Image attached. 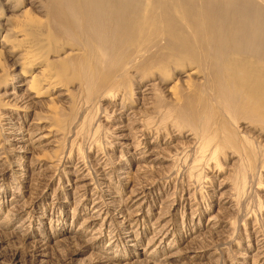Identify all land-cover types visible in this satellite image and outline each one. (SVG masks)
Listing matches in <instances>:
<instances>
[{"label":"rangeland","instance_id":"1","mask_svg":"<svg viewBox=\"0 0 264 264\" xmlns=\"http://www.w3.org/2000/svg\"><path fill=\"white\" fill-rule=\"evenodd\" d=\"M48 1H52V3H50L51 6L55 4L53 0ZM48 1L39 0L40 7L37 8V1L12 0V4L18 9V11L13 13V19L28 18L31 13L30 10H33V12H35L33 14L35 15L38 13L39 16H44L45 14L47 16L45 12L47 9H44V7H46L45 5L47 4L45 3H48ZM146 1L148 2V0ZM213 1L217 3L210 10L201 9L200 6H202V4L198 1H177L178 6L188 5L191 9L195 10L188 18H194L196 20L190 21L187 26L182 23L183 30H186V34L192 32L191 26L195 24V28H198V30L195 31L196 34H203V30L209 31L211 34L214 32L216 34L217 31L231 32L232 28H225L222 26V29L217 26V23H222L221 20L217 18L218 13L223 8H227L232 10L234 15L239 16L237 9L232 8L233 5H230L231 0ZM254 1L255 2L251 5L250 12H253L252 9H254L257 4L264 6V0ZM138 2L140 4L142 0H134L132 4L137 6L139 5ZM27 8H29V10L26 11ZM156 14L161 15V11H157ZM236 24H238V22H236ZM165 26L162 25V27H160L162 31ZM214 27L219 28L214 31ZM155 28L157 29V27L154 26L145 30V33L141 34L142 36L139 34V36L135 35V30H132L130 27L126 29H122L121 27L117 34L110 30H105L110 38L108 42L101 47L97 39L88 43V38L86 36L80 37L79 44L86 47L84 50L85 58L90 59L91 57H95L97 51L103 50V48L106 49L107 55L103 59H96L94 61L96 72L93 77L79 74L78 79L75 77V79L70 78V81L74 84L70 87L73 90V94L71 98L67 99V102L65 100L58 102L59 104L50 103L45 106L37 104V98H35L34 101L36 104L29 109L23 108V106L20 107L18 103L15 105L11 104L10 108H5L7 112L10 109L13 111L12 116H17V114H19L15 121L19 122L25 120V123L22 124L25 127H31L28 125H31L36 117H49V120L46 118L49 122L47 126H53L58 136V138L51 137L50 140H52L53 143L54 140L57 141H55L53 146L47 149L46 147L41 148V152H37L36 155L46 157V161L48 157L57 158L56 156H60L58 160L61 163L53 169L51 173L53 179H51L50 183L48 182V186L46 187V185H44L37 188V194L32 193L33 185H31L30 191L25 188L23 190L21 187H24L28 180L26 176L18 177L16 173H13L12 176V171H7V175L0 176V179H3L2 183H6L7 189H9V191H7L8 193H5V195L7 194V198H11L13 194L19 195V200L16 201V204H27L25 212L19 215L14 221L19 223L28 217L30 220L27 225L31 228V232L35 234L27 239L25 238V240H27L26 243L20 246L19 241L16 242L14 239L4 236L5 234L2 235L1 232L0 264H6L12 259L11 256L13 253L17 251H20V253L26 257L32 258L36 250L34 248V243L36 242L38 248L39 245H42L41 242H48L49 262L47 264H66L69 262L67 261L69 256L66 255L69 253V251H67L69 250L68 245L63 246L60 245L61 243L59 245L55 244V240L59 239V236H56L58 233L52 235V231H57L63 224H66L67 227L73 230H78L83 224V221L91 216L94 209L92 205L93 200L91 199L92 196L90 194L88 198L91 200L88 202L82 200L83 197H79V194L76 193L74 187L76 185H74V182L76 181L75 175H78V172L75 168L79 170L83 168L82 172L84 174L87 173L85 179L88 178L87 182L91 185L86 188L89 193H95L104 201L114 196V203L118 206L122 205L126 202V199L129 198L130 190L133 185L140 183L142 180L146 181L147 178L145 176L142 177V175L147 173L149 177L148 180H150L149 182H152L151 184L153 185L147 196L149 203H147L148 205H146L144 213L136 217L134 216L130 221V223L136 222V219L140 218L139 224H135L133 227V229H137L139 233V238L137 240L140 246V249H138V251H141L140 253L144 254V249L147 248L148 242L155 237L156 231L169 220V222L172 223L171 227H173V229L170 230L167 241H169V243L171 241L176 243V245H173L172 251H180L181 249L187 250L191 247L195 248L200 246L202 249L200 258L189 259L183 256L182 258L184 260L182 259L179 262L175 261L174 263L172 262V264H257L255 262L257 256L254 257V255H258L257 248L264 243V105L262 104L264 96L263 93L258 92V96L254 97L251 95L247 97V99L250 98L253 102L257 100L258 105L255 111L252 107L248 108L243 104L245 101L244 96L239 98V100L236 99L238 103L234 108H223L226 104V100L221 97V93L218 89V81L221 84L225 83L223 82V76L229 77L230 79L234 78L237 73V66L239 65L237 62L242 61L245 56V59H247L248 55L255 56L258 53L259 44L256 45L255 48H251L247 54H243L239 48L238 51L235 52V48L228 46L224 49L218 47L212 50L211 54H202L198 53V50L202 47L201 42L205 41L207 37L201 38L200 42L195 39L194 34L191 41V48L195 54L194 59L191 60V58H187L185 60L187 63H185L184 59L182 60V56L176 54L178 53L175 52L177 49L172 47L173 44L169 37L161 30L158 31ZM160 32H162L161 36L158 35L159 38H156L157 34ZM247 34L250 33L248 32ZM178 39L184 48H190L181 36ZM263 41L264 39L262 42ZM255 43L256 42L253 41L251 44ZM70 50V46H65L64 49L58 53L62 57L66 56ZM58 53L57 55H59ZM202 55L203 58H212V74L209 73L211 70L208 69H206L209 71L206 75H204V73L201 74L205 76L206 81H209L206 82L204 80V82L201 83L202 85L208 83L207 85H203L204 88L199 86V80L195 79L197 83H194L193 74L187 75L191 72V69L203 66ZM167 59L168 62H165ZM176 59H180V62H175ZM160 62L166 64H160ZM161 65L166 66L163 67L165 70H158L159 67H162ZM213 72L216 73L215 76ZM6 75L7 76L0 79V89L15 84L11 79L12 77L8 76V73ZM207 75L208 78L206 79ZM28 77L29 75L23 76L25 80ZM112 79L113 86L110 82ZM180 79H184V81L186 80L191 83L192 90L184 93L181 88H177V93L179 92L178 94L182 99L180 98L178 102H172L173 100L170 98V95H168L167 88L171 87V91H174L172 86L177 82L180 85L182 81ZM230 79L225 84H227L228 87L230 85L237 88L239 85H237L236 82H231L229 84ZM138 80L142 83L139 84V86H142L139 87L141 90H144L151 80L157 81L158 83L153 87V93H162L158 95V97L162 96V99L159 98L161 101H157L158 97L154 94L152 99L153 103L150 105L148 104L150 108H148V106L143 108V105L138 103V94H135V92L138 91V88L135 86L139 82ZM212 82L217 86V93L215 92V86H212ZM208 85L214 88L211 87L212 90H210L211 88L209 89ZM203 89L205 91H203ZM104 90H106L105 92L110 91V96L106 98L102 97L105 95V93L102 94ZM180 91L182 94H180ZM53 96H55V94ZM232 96V94L228 95L229 98ZM155 101H157V104L154 103ZM114 102H119L120 105L113 106L112 103ZM206 104H208V108H206ZM151 106L152 109L157 107L154 111L161 110V112H155V114L158 113L155 117H151L154 114ZM226 109L231 110L232 113L235 114L233 118H236L235 121L238 123H235L230 118L228 112L225 113ZM2 111L3 110L0 109V112ZM120 112H123V115H126V117L128 116L130 121L145 118L144 120L148 122L151 121V125L155 124V126L158 127L157 130L156 127L152 126L151 129L154 133L151 131L148 136L150 137V141H154L155 136H157L158 145L162 144L158 152L160 156L157 158V161L151 162L153 167L149 172H140L139 174L136 167L146 163L145 161L147 160H139L138 157L140 155H132L131 151L129 154H125L124 149L116 142V133L114 131L115 129H113V125L116 118L120 115ZM149 112L151 114H149ZM224 114L225 116H223ZM247 116L258 122V124H255L252 121V123L256 125L255 129L261 128L260 132L262 135L254 133L252 130L247 132L242 130L241 126L243 125H241L239 121ZM164 118H166L165 121L163 120ZM229 118L232 122L228 121ZM162 120L165 125L162 124ZM155 121L156 123L152 124ZM170 121L172 124L174 123V125H170ZM250 123L251 122H249V124ZM259 124L262 126H259ZM176 126L178 128H175ZM161 127L163 128L161 129ZM207 129H209V131ZM214 130L219 133L215 135ZM228 130L229 132L233 131L238 134L236 135L235 133V137H232L230 134L227 135ZM180 131H182V133ZM224 133H226V136ZM194 134L195 136L197 135L196 137H198V139L192 137ZM2 136L3 134L0 131V140L3 139ZM201 136L211 140L209 144L212 145V147L209 148L213 151L215 150L213 148L220 145L217 147L218 151L213 156L211 149H205V155L207 156L204 155V158L200 155L199 148L202 147V142H200V145H198V142L201 141L199 138ZM243 136L246 138L244 139ZM131 137L133 136L131 135ZM251 137H253L254 140ZM131 141L128 142L131 143ZM43 150L49 151L44 152ZM44 153L47 155H44ZM9 155L11 157L6 156L4 160H7V165H13V163H10V158L13 157L11 151H9ZM31 156L32 154L29 153V160H31ZM147 164H149V162ZM242 166H244L243 169H245L246 172L245 170H241ZM136 176L141 177L137 178ZM18 188L20 192H17ZM223 191L230 194V196L228 195V198L223 199V197H225V195L222 196L221 194ZM2 194L4 193L1 192V195ZM37 199L43 211L37 207L38 201L37 204H35ZM128 204L129 200H127L125 205ZM135 206L136 204L131 209L135 210L133 209ZM10 208L12 209L13 206L9 205L4 210H0V221L10 211ZM113 218L112 216L110 226H103L106 229L104 230V228H102L103 231L101 229L96 233L100 235V233L103 232L104 237L101 241V246L98 247L99 249L93 246L86 248L84 252L75 256V260L72 262L73 264H90V262L93 264H109L110 261L107 260L104 261L105 263L95 262V258H97V256H102V258H104L109 255V250L111 248L108 244L110 240L113 242L115 241V243L119 242V247L115 249H117L120 256L123 255L122 258L125 259L123 261L124 263L133 262L134 259H137V257H129V255L132 254L129 252L135 249L132 247L135 241L125 242L124 240L125 231L128 228L130 229L128 226L129 223L124 222V224H122L120 221L122 220L121 218H119L118 221ZM209 219H213V222L217 219L214 224L212 222L213 225L216 224L215 227H210V230L214 232V234L207 233L209 230L207 226L209 225L207 224ZM101 222L102 220L99 221V223ZM97 228L98 227H95V229ZM99 228H101V226H99ZM1 229L4 232L12 231L10 228ZM95 229L92 231L90 229L88 233L93 234ZM213 229L215 231H213ZM205 233H207V235H205ZM90 234L88 237L91 236ZM44 235L45 237H43ZM154 239L155 242H157V237ZM65 246L68 248H64ZM157 246L158 242L155 243L152 248ZM167 246L168 245H166V247ZM127 253L129 254L125 256ZM166 253L165 251L156 255L153 259L154 263L160 264V260ZM64 256L66 258H63ZM143 256H138V259H142ZM115 262H117V260H115Z\"/></svg>","mask_w":264,"mask_h":264},{"label":"bare ground","instance_id":"2","mask_svg":"<svg viewBox=\"0 0 264 264\" xmlns=\"http://www.w3.org/2000/svg\"><path fill=\"white\" fill-rule=\"evenodd\" d=\"M11 1L12 0H0V79L7 76L6 74L8 73V76L12 77L11 79L15 82V84L10 87H4L0 89V109L3 110L2 112H0V131L3 134L2 136L3 139L0 140V166H1L0 176L1 175L5 176L10 171H12L11 173L12 176L13 173H16L18 177L26 176L28 180L26 181L24 187L21 186L23 190L25 188L26 190L30 191L31 185H33L34 187L32 186V193L37 194L36 193L37 188H40L44 185H46L47 187L48 182L50 183L51 179H53L51 173L53 172V169L57 167L59 163H61L58 160L60 156L59 157L56 156L57 158L48 157L46 161L45 160L46 157L37 156L36 154L37 152H41V148L46 147L47 149L50 146H53V144L57 140H54L53 143V141L50 139L51 137L58 138V136H57V132H55V129H53V126L51 127L47 126V124L49 123L48 122L49 117L48 118L46 117L48 120L45 117L44 118L36 117L32 121L31 125H28L31 127H25L22 125L23 123H25L24 122L25 120H21L19 122L15 121L17 120L19 114H17V116L15 115L12 116L13 111H11L10 109L7 112L5 111V108H10L11 104L15 105L16 103H18L20 104V107L23 106V108L29 109L36 104L34 101L35 98H37L36 101L37 104H42L45 106L46 104H50V103L59 104L58 102H62L65 100L67 102V99L71 98L73 94L72 93L73 90L70 87L71 85L74 84L70 81V78L75 77L78 79L79 74L83 76L93 77L96 72L94 67V61L96 59H103L107 55L106 49L103 48V50L97 51L95 57L93 58L91 57L90 59L85 58L84 50L86 49V47L79 44L80 37L82 36H86L88 38L87 41L88 43H91L92 40L97 39L100 42V47H101L104 44H106L110 38L105 32V30H110L113 33L117 34V32L119 31V29H121V27L122 29H126L130 27L132 28V30H135V35L142 36L141 34H144L145 30L147 29H150L155 26L157 27V29L155 28L156 30L162 31L160 27H162V25L164 26L166 25L165 28L163 27L164 29L162 32H164V34L169 37V39L172 41L173 44L172 47L177 49V51L175 52L178 53L176 54L182 56V60L184 59V61L187 58H191V60L194 59L195 54L193 52V49L191 48V41L192 38L194 37V34H195V39L199 41L201 38L205 36L207 37L205 41L203 42L200 41L202 43V47L199 48L198 53H202V54L204 53L211 54L212 50H215L218 47L220 49H224L227 46L231 48H235V52L238 51L239 48L243 54H247L251 48H255V46L259 44L258 53L255 56L248 55L247 59H245L246 57L245 56L242 59V61L237 62L239 63V65L237 66V71H236L237 73L234 78L230 79L229 77L223 76V82L226 83L230 79L229 84L231 82H236L237 85H239L238 86L239 88L238 87L235 88L230 85L228 87L227 84L225 83L221 84L218 81L219 84L218 89L219 92L221 93V97L226 100V104L224 105L223 108H234L238 103L236 99L239 100V98H242L244 96L245 101L243 102V104L246 105L248 108L252 107V109L255 111L258 105L257 100L253 102L250 98L247 99V97H250L251 95L254 97L258 96L257 95L258 92L263 93L264 96V43H263L264 41L262 42V40L264 39V6L261 4H257L255 5L254 9H252L253 12H250L251 5L255 2L254 0H231L230 5L231 6L233 5L232 8L237 9V12L240 17L238 15H234L233 11L227 8H223L222 10L219 11L217 18H219L222 23H217V26H219L220 28H222V26H224L225 28H232L230 33L226 31H217L216 34L215 32L211 34L209 31L203 30V34H196L195 31H197L198 28H195L196 26L195 24L191 26L192 32L188 33L189 35L186 34V30H183L182 23L186 24L187 26L190 23V21L196 20L194 18H188V16L192 14L195 10L191 9L188 5L178 6V2H177L178 0H148V2L146 0H144L145 2L142 0L140 4L138 2L139 5L135 3L137 6L132 4L134 0H53V3L55 4L52 6L50 4L52 3V1L47 0L48 3L46 2L45 4L47 5H45L46 7H44V9L45 8L47 9L45 10L47 16L46 14L44 16H39L38 13L37 15H35L33 14L35 12H33V10H30L31 13L28 18L18 19V20L13 19V13L18 11V9L16 8L15 5L12 4ZM33 1L34 2L37 1V8H39L40 7L38 2L39 0H33ZM190 1H194V2L198 1L199 3L202 4L200 8L207 10H210L217 3L213 0H190ZM62 6H66V7H62ZM27 10H29V8H27L26 11ZM157 11H161V15L160 14L157 15L156 14ZM236 22H238V24H236ZM219 27H214V31ZM162 32L157 34L156 38L158 37V35L161 36ZM248 32L250 34H247ZM180 36L184 41L187 42V44L190 47L189 49L184 48V46L181 45V42L178 39ZM253 41H255L256 43L251 44ZM65 46H70L71 50L70 52H68V54H66V56L61 57L58 52L62 51ZM57 53L59 55H57ZM201 57L203 58V55ZM168 59L165 62H168ZM179 60L176 59L175 62L177 61L180 62ZM211 62H212V58L204 57L202 63L203 66H198L197 68L191 69V72L187 75H192V74L194 75L195 77V78L193 77L194 80L191 78L194 81V83L197 80H199L200 84L203 83L205 80V76H202L201 74L204 73V75H206V73L209 72L208 70H211L209 73L212 74ZM162 63L163 62H160V64ZM185 63L187 62L185 61ZM161 66L162 67L158 68V70L160 69V71L164 69L163 67H166L164 65ZM25 75H29V77L26 80L23 78V76ZM215 75L216 73H214V76ZM207 78L208 75L206 79ZM195 79L197 80L195 81ZM138 81L139 82L135 85L138 88V91L135 92V94H138L137 95L138 103L140 105H143L144 108L148 106V104L150 105L151 103H153L152 99L154 94L157 95L158 97V95L162 93H159V91H158L159 94L153 93L154 90L153 87H155V85L158 83L157 81L155 82V80H151V82H149L148 86L144 90H141L139 88L142 87L139 86V84L142 83L140 82V80ZM110 82L112 85L113 79ZM200 84L199 86L204 88L203 85H207L208 83H205L203 85ZM212 86H215V84H213ZM211 87H209L208 85L209 89ZM216 87L217 86H215V92L217 89ZM173 88L174 91H171V87L167 88L168 95H170V98H172L173 100L172 102H178L180 101V98L182 99V97L178 94L179 92L177 93V88H181L185 93L192 90V85L191 83H189L186 80L184 81L183 79L180 82V85L177 82L172 86V89ZM212 88L210 90H212ZM105 91L106 90H104V92L102 93V94L105 93V95L102 97L106 98L107 96H110L111 92L110 91L105 92ZM203 91L205 90L203 89ZM54 94L55 96H53ZM180 94H182V92ZM230 94H232L233 96L229 98L228 95ZM161 97L162 96H159L157 101H161L159 99ZM157 101H155L154 103L157 104ZM208 104H206L207 106L206 108H208ZM262 104L264 105V97L262 100ZM112 105L119 106L120 103L114 102L112 103ZM148 108L150 107L148 106ZM155 109H157V107ZM155 109L153 108L152 110L154 111ZM156 111H154V114L152 112L153 116L151 117H155V115H158V113L155 114ZM158 111L161 112V110ZM226 112H228L230 118L236 123L237 122L235 121L236 118L235 119L233 118L235 114L232 113L231 110H227V109L225 110V113ZM119 114L120 115L116 118V120L115 121L113 120L114 121L113 129H115L114 131L116 133L115 135L117 139L116 140L117 144H119V146L124 149L125 154H129L131 151L132 155L133 154L138 156L140 155L139 157L137 156L139 160L141 159L147 160L145 161L146 163L136 167L137 172L139 174L140 172L142 173L149 172V170L152 169L153 167L151 162L157 161V158H159L160 156L158 152L160 150L159 148H161L162 145V144L158 145L157 136H155L154 141H150L149 140L150 137H148L150 135V132L153 131L151 129L152 126L156 127V129L158 128L154 124L156 123V121L152 123L154 125H151L150 123L151 121L148 122L144 120L145 118L135 119L133 117L135 120L130 121L128 116L126 117V115H123L124 114L123 112H120ZM149 114L151 113L149 112ZM223 116H225V114ZM166 118H164L163 120L165 121ZM230 118L228 119V121H231ZM164 121L162 124H164ZM171 121L169 122L171 123L170 125H174V123L172 124ZM252 121L255 124H258V122L254 121V119L250 118L249 116L239 121L241 122V125H243L241 126L242 130H245L246 132L252 130L254 133L262 135V133L260 132L261 128L255 129L256 125L253 124ZM249 122L251 123L249 124ZM259 126L262 125L259 124ZM162 128L163 127H161V129ZM175 128L178 127L176 126ZM207 130L209 131V129ZM180 132L182 133V131ZM227 132H226L227 135L230 134L232 135V137H235V133L236 135L238 134L237 132H233V131L229 132V130ZM214 133L216 135L219 132L215 131ZM226 133H224L225 136ZM131 135L133 137H131ZM194 136L192 137L198 139V137H196L197 135L195 137ZM199 138L201 139V141H199L198 142L199 144L198 143L197 144L200 145V142H202L201 144L202 147L199 148L200 150L199 149L198 150L200 151L199 153H201L200 155L203 156L204 158L205 149H211L209 147H212V145L209 144L211 143V140L208 138H204L203 136ZM128 141H131V143H129ZM217 147L213 148L215 149L214 151L211 149V151L213 152L212 156L218 151ZM9 151L12 152L13 157L10 159L11 160L14 159L13 160L14 162L10 160V163H13V165L11 164L7 165V160H4L6 156L11 157L9 155ZM45 151L47 152L49 150H45ZM29 153L32 154L31 160L28 159ZM44 155L47 154L44 153ZM148 162L149 164H147ZM243 167L244 166L241 167V170H245L243 169ZM82 169L79 170L75 168V170H77L78 172V175H75L76 181L74 182L75 183L74 185L76 186L74 187L76 193L79 194V197H83L82 200H86L88 202L91 199L93 200L92 205L94 209L91 213V216L83 221V224L80 226L78 230H73L72 228L67 227L66 224H65L66 226L63 224L62 227H60L57 231H52V235L53 234L56 235L58 233V235L56 236L57 237L59 236L58 237L59 239L55 240V244L59 245L61 243L60 245L63 246L68 245L69 247V250H67L69 251V253L66 254L69 256L67 258V261L69 262L66 264H73L72 262L75 260V256L80 254L81 252H84L86 248H89L91 246L98 248L99 246H101L102 244L101 241L104 239L103 232H101L100 235H97L96 233L97 231L99 232V230H101L102 228L110 226V222L112 221L111 220L112 216L114 217L113 219H116L117 221L119 218H121L122 220L120 221L122 224H124V222L129 223L128 226L130 227V229L128 228L125 231L124 240L125 242L135 241V244L132 245V247H134L135 249L132 248L133 250L129 252L132 254H130L129 257L131 256L137 257V259H134L133 262L124 263L123 261L125 259L122 258L123 255L120 256V254H118L117 249H115L119 247L118 246L119 242L115 243V241L113 242L112 240H110L108 244V246L111 248L110 249L111 251L109 250V255H107V257L104 258H102L101 255H100L101 257L97 256V258H95V262L105 263L104 261L107 260L110 261L109 264H116V263L117 264H123V263L124 264H155L153 259L156 257V255L165 251L167 253L160 260L161 261L160 264H172V262L174 263L175 261L179 262L183 259L182 258L183 256H186L189 259L200 258L201 250H202L201 246L195 248L191 247L193 249L189 248L187 250L181 249L180 251H172L173 250L172 247L173 245H176V243L174 241H171L170 243L169 241H167L168 236L170 234V230L173 229V227H171L172 223H170L169 220L166 221L163 225L161 224L162 227L156 231L157 232L156 235L154 234L155 235L154 238L157 237L158 246L152 248V246L155 245V243H157L155 242V239L152 238L148 242L147 248L144 249L143 251L144 254L140 253L141 251H138V249H140L137 240L139 238L138 237L139 233L137 232V229H133V227L135 226V224H139L138 222H140V218H137L136 222L130 223V221L131 218H133L134 216L136 217L144 213L146 209V205H148L147 203H149L147 196L149 195V191L152 189L153 185L151 184L152 182H149L150 180H148L149 177L147 173L142 175V177L145 176L147 178L146 181L142 180L140 183H136L135 185L132 186L130 190L131 191L130 196L128 199H126V202L127 200H129V204L125 205L126 202H124L123 204L125 206L123 204L118 206L115 205L114 203L115 202L114 196L104 201L102 198H100V196H97L95 193L88 192V189L86 188L91 185L90 183L87 182L88 178L85 179L87 173L84 174L82 172ZM136 177L140 178L141 176L140 177L136 176ZM2 181L3 179H0V210H4L9 205L10 206L12 205L13 208L12 209L10 208V211L8 210L9 212L0 221V230H2L1 228L3 229L10 228L12 229V231L4 232L2 230L0 231V234L2 232V235L5 234L4 236L10 237L11 239H14L16 242L19 241L20 243L19 245L21 246L22 244L26 243L27 240H25V238L27 239L35 235L34 233L31 232V228H29V225H27V223L30 220L28 219V217L25 218L23 221H20L19 223H16V221H14L19 215L25 212V210L27 209V204H22V205L16 204V201L19 200L18 198L19 195L13 194L11 198H7L6 196L7 194L5 195V193H8L7 191H9V189H7V184L4 182L2 183ZM1 192H3L4 194L1 195ZM17 192H20L19 188ZM89 194L92 196L91 199L88 198ZM221 194L222 196L225 195L223 199L228 198V195L230 196V194H227L225 191H223ZM37 201H38L37 207L39 209H42V207L39 206L40 202L38 199L35 201V204H37ZM135 204L136 206L135 208H133L135 210H132L131 208ZM101 220L102 222L99 223V221ZM212 220L213 219H209L207 224L211 225L213 222ZM209 225H207L209 229L207 233L214 234V232H212L210 229L214 228L216 224L213 225V227L212 225L211 226ZM99 226H101V228H99ZM95 227L98 228L95 229ZM90 229L91 231L95 229L93 234L88 233ZM105 229L106 228H104V230ZM213 231L215 230L213 229ZM207 233H205V235H207ZM89 234L91 235L90 237H88ZM43 237H45V235ZM47 243L48 242L45 243L41 242L42 245H39V248L37 247L38 245L36 246L37 242L34 243L35 246L34 248L36 250L34 249L35 253L34 256L32 255V258L22 255L20 251L14 252L13 255L11 256L12 259L9 260L6 264H26L27 262H29L27 264H47L49 262V251H48L49 246L47 245ZM166 245L168 246L166 247ZM68 247L65 246L64 248H68ZM257 250H258V255H254V257L257 256L255 262L257 264L258 263L264 264V243L262 246L259 245ZM129 253H127L125 256H127ZM140 255L142 256L144 255L142 259L140 258L138 259V256ZM63 258L66 257L64 256ZM115 260H117V262H115ZM90 264L93 263L90 262Z\"/></svg>","mask_w":264,"mask_h":264}]
</instances>
